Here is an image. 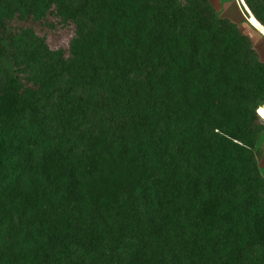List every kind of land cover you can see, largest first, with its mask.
Here are the masks:
<instances>
[{
  "label": "trees",
  "instance_id": "1",
  "mask_svg": "<svg viewBox=\"0 0 264 264\" xmlns=\"http://www.w3.org/2000/svg\"><path fill=\"white\" fill-rule=\"evenodd\" d=\"M49 14L75 27L67 56L8 33L0 264H264L249 37L208 0H0V28Z\"/></svg>",
  "mask_w": 264,
  "mask_h": 264
},
{
  "label": "rangeland",
  "instance_id": "2",
  "mask_svg": "<svg viewBox=\"0 0 264 264\" xmlns=\"http://www.w3.org/2000/svg\"><path fill=\"white\" fill-rule=\"evenodd\" d=\"M208 1L217 18L231 21L237 25L242 35L249 37L258 59L264 63V33L260 31L262 26L256 21L243 0H237L238 4L235 0ZM238 6L244 14H246V11L250 14L248 22L244 19ZM20 27L33 28L38 37L45 39V44L50 50L61 49L66 53L65 56L68 54L69 42L73 38L75 31L74 25H63L52 14H49L45 20L37 22L27 19L21 20L14 16L7 28H0V87L6 82L8 83L12 75L15 74L16 66L11 57L13 44L11 43V38H8V33L18 31ZM36 48L37 46L28 47L26 56L33 60L36 57L34 54ZM93 93L98 97L99 91L97 89Z\"/></svg>",
  "mask_w": 264,
  "mask_h": 264
},
{
  "label": "crops",
  "instance_id": "3",
  "mask_svg": "<svg viewBox=\"0 0 264 264\" xmlns=\"http://www.w3.org/2000/svg\"><path fill=\"white\" fill-rule=\"evenodd\" d=\"M255 148L258 150V169L262 179L264 180V131L258 137Z\"/></svg>",
  "mask_w": 264,
  "mask_h": 264
},
{
  "label": "water",
  "instance_id": "4",
  "mask_svg": "<svg viewBox=\"0 0 264 264\" xmlns=\"http://www.w3.org/2000/svg\"><path fill=\"white\" fill-rule=\"evenodd\" d=\"M235 2L238 4L237 0H235ZM238 7H239V6H238ZM239 9H240V7H239ZM240 11H241V9H240ZM245 11H246V10H245ZM241 13H242L244 19L246 20V22H248L247 20H249V16H250V14H249L247 11H246V14H244L243 11H241Z\"/></svg>",
  "mask_w": 264,
  "mask_h": 264
}]
</instances>
